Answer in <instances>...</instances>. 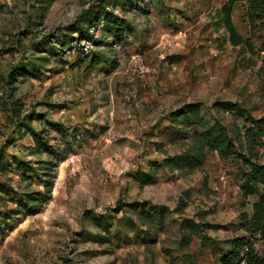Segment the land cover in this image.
Returning a JSON list of instances; mask_svg holds the SVG:
<instances>
[{
  "label": "rangeland",
  "instance_id": "374dc122",
  "mask_svg": "<svg viewBox=\"0 0 264 264\" xmlns=\"http://www.w3.org/2000/svg\"><path fill=\"white\" fill-rule=\"evenodd\" d=\"M227 1L0 0V264H219L247 235L241 214L257 198L242 197L243 165L201 138L221 122L242 150L244 122L264 116V33L235 0L255 49L233 47ZM102 5L120 25L102 19L82 35ZM15 68L28 75L12 81ZM181 154L203 157L162 165ZM46 179L52 193L37 202ZM23 198L39 213H15Z\"/></svg>",
  "mask_w": 264,
  "mask_h": 264
},
{
  "label": "trees",
  "instance_id": "16d2710c",
  "mask_svg": "<svg viewBox=\"0 0 264 264\" xmlns=\"http://www.w3.org/2000/svg\"><path fill=\"white\" fill-rule=\"evenodd\" d=\"M243 1H245L244 15L250 28L254 30L259 26L264 33V0ZM235 3V0H228L220 10L224 27L229 34V42L233 47L245 46L250 51L254 52L255 48L251 42V38H244L240 35L234 25L232 14ZM102 19L111 24L120 25V19L114 15V12H110V10L107 11L105 5H102V10L95 16L89 12L86 13L84 21L85 26L78 28V31L82 35L88 36L89 28L97 25ZM28 72L29 70L25 69L22 74L19 72L18 68H15L9 78L15 81L17 77L28 75ZM214 107L219 110H224L226 113L234 112L243 115L242 111L237 108V105L230 103L217 102L214 104ZM192 108V106H185L177 115L181 116L184 110H190ZM242 129L245 138V146L240 144L242 150H238L235 138L229 134L227 128L221 122H216L211 129L201 134V138L206 146L210 150L218 152L223 159L229 160L234 158L241 161L243 165L240 184L242 197L244 199L250 197L257 198V201L252 205V216L249 217L246 213L241 214L240 228L245 231L247 235L236 236L230 241L229 248L219 258V264H264V250L260 253L256 248L258 241L264 242V160L262 161V158H264V116L260 118L248 117ZM238 132L239 136L241 130L238 129ZM28 133H31V136L38 144L41 143L42 139L38 134H35L31 129L28 130ZM261 149L263 150L262 155ZM202 157V154H197L195 156L181 154L164 160L162 165L179 169L186 166L191 167L199 163ZM26 166V164L20 163L17 165V168L23 171L25 175L30 171L35 172L34 169L27 168ZM52 167L53 164H49L48 168H43V175L51 177V171H53ZM36 175L39 176V174ZM137 182L141 185L149 183L142 177H137ZM42 183L47 189V194H40L39 197L36 198L37 202H39L40 199H44V201L48 200L52 193V182L46 179L43 180ZM0 191L6 192L5 187H0ZM25 197L26 195L24 198ZM32 197H36L34 193L27 196V198ZM24 198L19 201V210L15 213H19L21 208L29 209L27 212L29 215L39 213L37 206L29 203L24 204ZM161 209L163 208H159L158 210L159 224L164 222L165 217V213Z\"/></svg>",
  "mask_w": 264,
  "mask_h": 264
},
{
  "label": "crops",
  "instance_id": "0c3cea01",
  "mask_svg": "<svg viewBox=\"0 0 264 264\" xmlns=\"http://www.w3.org/2000/svg\"><path fill=\"white\" fill-rule=\"evenodd\" d=\"M245 3V2H244ZM239 47H241V46H239ZM236 48V47H235Z\"/></svg>",
  "mask_w": 264,
  "mask_h": 264
}]
</instances>
